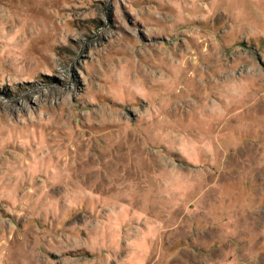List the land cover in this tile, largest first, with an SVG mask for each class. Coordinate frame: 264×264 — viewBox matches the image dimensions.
Here are the masks:
<instances>
[{"label": "clouds", "instance_id": "obj_1", "mask_svg": "<svg viewBox=\"0 0 264 264\" xmlns=\"http://www.w3.org/2000/svg\"><path fill=\"white\" fill-rule=\"evenodd\" d=\"M261 65L264 0H0V264H256L214 133Z\"/></svg>", "mask_w": 264, "mask_h": 264}, {"label": "rangeland", "instance_id": "obj_2", "mask_svg": "<svg viewBox=\"0 0 264 264\" xmlns=\"http://www.w3.org/2000/svg\"><path fill=\"white\" fill-rule=\"evenodd\" d=\"M120 11L126 20L131 16V12L126 11V6L123 4ZM111 16L116 18L114 7ZM261 67L264 68V65ZM250 87L251 91L234 108V122L222 128L218 127L214 133L217 142L221 145L223 141L231 140L233 142L232 150L225 153L226 166L237 163V158L244 160L249 154L256 153L258 155L257 150L261 144H264V134L253 132L249 123L251 121L264 123V84L254 80ZM225 183L227 191L246 193L248 206L244 209V216L247 220L249 233L264 232V171H258L254 175L248 176L228 174ZM222 203L226 202L222 201ZM190 207H195V205H190ZM260 242H264V236H259L257 244ZM256 264H264V253L257 256Z\"/></svg>", "mask_w": 264, "mask_h": 264}]
</instances>
